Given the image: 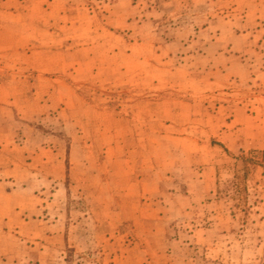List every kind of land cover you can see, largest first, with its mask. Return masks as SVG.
I'll use <instances>...</instances> for the list:
<instances>
[{
    "label": "rangeland",
    "instance_id": "374dc122",
    "mask_svg": "<svg viewBox=\"0 0 264 264\" xmlns=\"http://www.w3.org/2000/svg\"><path fill=\"white\" fill-rule=\"evenodd\" d=\"M51 1L0 0L2 264H264V0Z\"/></svg>",
    "mask_w": 264,
    "mask_h": 264
},
{
    "label": "crops",
    "instance_id": "0c3cea01",
    "mask_svg": "<svg viewBox=\"0 0 264 264\" xmlns=\"http://www.w3.org/2000/svg\"><path fill=\"white\" fill-rule=\"evenodd\" d=\"M42 1H46V0H35L36 5H33L32 7H30V10H32L33 12H35L36 10H38L39 12H41V2ZM51 0H48V2H50ZM51 2H53L52 4L56 5L59 0H52ZM53 5V7H54ZM42 7L44 8V5H42ZM56 7V6H55ZM48 8L50 9V6H48ZM56 11L58 9L54 8ZM47 10V9H44ZM42 10V11H44ZM0 14H9L10 16L16 18V20H18L21 17V12L19 9L15 8L14 11H0ZM51 15H54V11H51ZM2 184H0L1 186ZM2 187V186H1ZM0 215H2V194L0 193ZM1 257V256H0ZM0 264H2V261H0Z\"/></svg>",
    "mask_w": 264,
    "mask_h": 264
}]
</instances>
